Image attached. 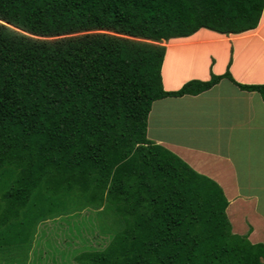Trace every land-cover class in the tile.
Returning <instances> with one entry per match:
<instances>
[{
  "label": "trees",
  "instance_id": "1",
  "mask_svg": "<svg viewBox=\"0 0 264 264\" xmlns=\"http://www.w3.org/2000/svg\"><path fill=\"white\" fill-rule=\"evenodd\" d=\"M263 8L264 0H0V259L25 264L41 221L102 206L125 225L105 249L75 255L79 264H264V243L232 231L221 187L146 134L153 101L222 78L264 100V83L237 82L228 68L176 90L161 77L163 41L200 28L251 30ZM47 247L42 263L61 264Z\"/></svg>",
  "mask_w": 264,
  "mask_h": 264
},
{
  "label": "crops",
  "instance_id": "2",
  "mask_svg": "<svg viewBox=\"0 0 264 264\" xmlns=\"http://www.w3.org/2000/svg\"><path fill=\"white\" fill-rule=\"evenodd\" d=\"M163 44L165 90H176L190 79L208 80L211 73L222 74L227 68L237 82L264 83V8L254 29L223 34L200 28ZM146 134L221 187L234 233L247 234L252 243H264V100L258 92L241 90L222 78L196 95L157 99L148 113ZM64 215L37 225L25 264H50L42 259L49 236L56 233L55 224L71 217ZM58 239L52 241L57 247L51 252L65 264L59 255L67 248L70 253L69 246L76 241L62 244Z\"/></svg>",
  "mask_w": 264,
  "mask_h": 264
},
{
  "label": "rangeland",
  "instance_id": "3",
  "mask_svg": "<svg viewBox=\"0 0 264 264\" xmlns=\"http://www.w3.org/2000/svg\"><path fill=\"white\" fill-rule=\"evenodd\" d=\"M187 63V62H184ZM167 64L170 66L172 65V61L168 58ZM169 68V67H168ZM170 71H168V80L170 75ZM103 211V207H93V206H86L80 211L71 212L70 214L64 215L65 217H70L66 222L63 223H56V233L49 236V248L54 249L56 248L53 246L52 241H55V238H59L62 244L63 241L68 240L73 242L76 241V245L73 244L71 247V252L73 253L71 256L69 253V248L66 249L64 255H59V257L65 258V264H79L77 261L74 260V256L81 253V252H90V251H101L105 249V247L109 244L114 236L113 228L116 230L121 229L125 225L124 216L118 211L108 210L106 214L102 216L100 212ZM103 218L102 225L105 226L107 229L106 231L100 230L99 219L98 215ZM65 227L68 229L64 230ZM45 233V232H44ZM46 234V233H45ZM44 234V235H45ZM43 241V239H41ZM41 241V242H42ZM32 246V244H31ZM63 247V246H61ZM48 249V247H47ZM47 249L45 251H47ZM56 252V249L54 250ZM48 253V257L51 258L50 253ZM58 255V254H57ZM55 258H58L54 255ZM0 264H5L0 259ZM62 264V263H61Z\"/></svg>",
  "mask_w": 264,
  "mask_h": 264
}]
</instances>
